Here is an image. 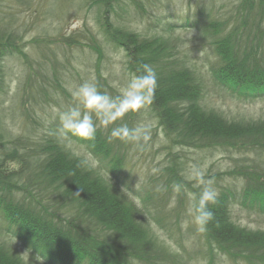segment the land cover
<instances>
[{
    "label": "trees",
    "instance_id": "trees-1",
    "mask_svg": "<svg viewBox=\"0 0 264 264\" xmlns=\"http://www.w3.org/2000/svg\"><path fill=\"white\" fill-rule=\"evenodd\" d=\"M147 1L151 0H135L133 5L130 0H72V4L62 6L56 16L62 21L69 15L70 8L77 6L93 8L99 24L110 16L112 21H108V30L114 36L107 35L105 40L115 47L124 46L127 49L125 51L129 62L134 64H131V69L135 68L138 75L142 74L144 64L150 65L156 72L157 88L150 107L158 115L159 122L168 135L183 145L229 144L243 146L244 151L255 154L256 158L248 159L251 162L239 163L232 171L240 176L239 189L243 203L264 212V116L229 118L210 107L205 98V91L210 84L216 92L215 89H222L228 95H233L231 92L240 96L253 94L251 98L264 99V0H243L238 20H234L236 23L227 30L224 22L220 23L219 20L213 23L214 20L209 19L211 16L208 18L205 15L207 23L204 22L203 25L200 20L202 12L195 17L190 25L205 29V35L213 33L216 27L214 25L220 28L214 36L207 35L212 41L210 45L215 60L219 61L212 64L206 77L195 64H189L185 52L177 54L179 40L171 36L172 28L166 29L165 35L144 37L122 25L119 20L123 16L113 12L116 7L123 10L121 13L124 14H131V10L133 13H144V2ZM11 2L12 9H15L13 6L16 4L29 7L34 4L33 0H0V91L7 72L5 60L14 56L23 65L24 72L28 71L27 75H31V72L35 75L33 79H28V86L31 88L25 98L26 90L20 97L21 108L31 107L36 101L55 102L47 95V91L51 88L56 91V88L63 92L65 88L48 79L61 69L55 67L51 57H44L42 60L36 47L33 53L39 59L36 60L39 66L37 63L31 66L26 62V54L20 43L24 25L10 16L8 9L10 10ZM45 6L43 13L51 14ZM38 8H42L40 4ZM86 37L91 42L89 44L93 52L100 53V41L96 42L92 35L87 34ZM67 41L83 42L77 34L68 36ZM41 65L43 68H38ZM24 87L25 85L22 90ZM98 88L103 87L98 84ZM37 91L40 93L38 96L35 95ZM256 92L263 94L258 95ZM34 112L35 110L23 113L26 127L21 135H15L8 127L5 128L0 116V264H41L36 260L37 255L43 258L42 264H130L127 257H136L141 264H172L173 260L169 262L165 258L167 254L159 251L160 245L150 228V223L154 222L141 216L142 212L139 216L135 212V204L119 196L117 187L122 181L126 185V179L122 180V175L119 174L121 180L111 183L108 176L99 171L91 174L92 168L84 156L67 146V142H62L65 137L76 141L82 138L72 133L62 137L58 132V116L43 126L42 133L38 134L34 143L29 133L34 131L35 126L42 124V120ZM100 131L98 128L94 139H82L81 142H86L98 159L103 160L111 150L99 140L102 137ZM11 163H17L15 168H9ZM124 163L125 161H118L115 171L119 173L121 169L126 170L127 164ZM110 164L115 163L111 160ZM216 186V202L208 205L214 216L205 226L204 239L216 245L217 249L225 252L233 261L264 264V229H252L233 219L230 198H234L236 191L229 185L216 183ZM148 187L141 190L140 197H145L141 208L158 224L175 231L176 228L171 225L172 217L160 210L156 214L148 208V204H153L156 197L153 188ZM199 194L200 191L197 193V200ZM37 195L48 198L51 205H56L53 212L55 216L38 206ZM65 210L73 214L65 215L67 217H62L63 219L55 218ZM163 219L167 221L162 222ZM103 234L108 237L103 238ZM14 241L21 242L27 249V260ZM108 242L116 245V248ZM233 256L240 258L234 259Z\"/></svg>",
    "mask_w": 264,
    "mask_h": 264
},
{
    "label": "rangeland",
    "instance_id": "rangeland-1",
    "mask_svg": "<svg viewBox=\"0 0 264 264\" xmlns=\"http://www.w3.org/2000/svg\"><path fill=\"white\" fill-rule=\"evenodd\" d=\"M45 1L33 0L32 7L25 4H16L13 6L15 9H12L11 2L10 10L8 9L10 16L14 17L22 26L24 25L20 43L23 52L26 54V62L31 66L36 65V60H39L33 53L34 47H36L42 60L45 59L44 57H51L50 60L54 61L55 67L61 69L49 76L48 81L53 80L57 86L65 88L63 92L56 88V91H54L51 88L47 91V95L55 102L49 101L40 109L35 110L34 113L42 120V124L35 126L34 131L29 133L33 142L38 138V134L42 133L43 126L49 124L55 116H58L59 112L73 106L75 102L71 92L82 83H95L97 88L100 84L103 88H98V90L115 97L120 94L132 77L138 75H135L131 70L133 62H129L126 55L127 51H125L127 49L124 46L115 47L111 42L105 40L107 35L108 37L114 36L110 34V29L108 30L110 27L108 21H112L110 16L107 17L106 21L99 24L95 19L96 14L93 8L77 6L76 8H70L69 15L61 21L60 17L51 14H56L64 5H71L72 0H49L47 4ZM242 1L151 0L149 3L144 2V13H133L131 10V14H124L121 13L123 10L120 9H117V13L123 16V19L119 20L122 25L128 26L148 38L167 34L165 31L170 27L166 28L165 24L168 22L177 24L176 27H172V32H170L171 36L179 40L177 54L185 52L188 55L189 64L191 62L195 64L199 68V72L206 77L209 75L212 64L219 61L218 59L215 60V55L211 50L212 45H210L212 41L207 35L210 36L219 32L220 28H218V25H214L216 27L213 26V33L205 35V29H197L190 24L196 16L198 17V14L200 15L201 10L205 11V7H210L211 18L209 19L214 20L213 23L219 20L220 23L224 22L226 24L225 30H227L233 23H236L234 20H238L239 12H242L239 8ZM39 4L42 8H38ZM44 5L51 14L43 13ZM200 8L201 10H199ZM130 9L134 8L130 7ZM202 15L203 17H200V20L205 25L204 22L207 18L205 13H202ZM75 34L84 43H69L67 41L68 36H75ZM87 34L92 35L96 42L100 41V53L93 52L89 44L91 42L86 37ZM53 54L56 56L52 57ZM4 66L7 72L4 77L3 89L0 91V111L5 112L3 126L8 127L7 129L13 134L21 135L26 124L24 122L25 116L21 112L20 97L23 96V91L26 90L23 97L25 98L31 88L28 79H33L35 75L32 72L31 75H27L26 72L28 71L24 72L23 65L14 56L7 57ZM37 66H39L38 63ZM50 67H47V69ZM38 68L42 69L43 66L41 65ZM133 69L135 70V68ZM208 82L210 83V81ZM24 85L25 87L22 90ZM216 88H219V86ZM215 90L217 92L213 91L212 86L209 84L205 91L206 101L210 107L224 113L229 118L264 116V99L251 98L253 94L240 96L231 92L233 95H228L222 89ZM256 94L261 95L263 93L256 92ZM35 95L38 96L40 93L37 91ZM96 123L97 129H101L99 134H102L99 140L103 145L106 144L105 147L111 151L117 150L114 146L107 144L111 138V129L114 126L127 124L129 128H133L140 124L150 125L151 134L147 143L137 145L118 140L119 144H123V148L128 152L124 163L127 164L126 170L121 169L119 172L122 175L121 179H126V186L123 181L120 183L122 192L119 193V196L134 203L137 209L135 212L139 213V216L142 212L141 216H145L154 222V224L150 223V225L152 224L150 228L156 236L157 244L165 248V254H167L165 258L169 259V262L173 260L172 264H236L235 261L226 256L225 252L220 251L215 247L216 245L204 239L203 232L194 223V216L188 214V208L194 202L190 197H196L197 199L195 190L199 188L196 186L197 182L191 178L190 171L193 165L202 170L205 180H213L212 187L217 194L216 183L229 185L230 188H233L236 191L234 198H230V202H232L230 203V212L233 219L252 229H264V212L259 211L257 207L251 208L252 206L245 204L246 202L243 203L241 189H239L240 176L235 175L232 171L239 163L251 162L248 159L256 158L255 154L247 151L244 153L239 152L237 148L229 144L205 146L180 144L173 136L164 131L158 115L151 109L150 105L139 112H129L122 120L116 121L115 124L109 125L107 128L101 126L98 121ZM68 139L65 137L62 142H67L65 143L67 146L73 148L78 155H83L92 166L97 165L96 156L86 142L83 144L82 139L80 141L72 138L71 140ZM6 146L9 148V145ZM16 165L17 163H11L9 168H15ZM114 182H119V180H114ZM154 184H156L153 188V192L156 193L154 201L164 202L163 208L170 210L171 214L173 213V224L171 225L176 228L173 232L162 226V224H158L145 209L140 208L145 197L144 199L139 198L136 192L141 191L143 187L149 188L148 186ZM175 185H179V192L173 190ZM158 188L159 191H157ZM36 199L39 207L54 215L55 204L51 205L50 200L43 196L37 195ZM67 214L64 212V214H58L55 218L67 217L65 216ZM164 214L166 215V213ZM166 221V219L162 220V222ZM85 225L87 226V224ZM85 225L82 227L85 228ZM105 237H108V235L103 234V238ZM14 242L19 246L21 254L27 260V249L22 246L21 242ZM108 244L112 243L108 242ZM112 245L116 248V245ZM127 259L131 261L130 264H141L136 257H127ZM241 264L246 263L241 262Z\"/></svg>",
    "mask_w": 264,
    "mask_h": 264
},
{
    "label": "clouds",
    "instance_id": "clouds-1",
    "mask_svg": "<svg viewBox=\"0 0 264 264\" xmlns=\"http://www.w3.org/2000/svg\"><path fill=\"white\" fill-rule=\"evenodd\" d=\"M157 88V75L155 70L147 64L142 65V74L132 77L120 94L113 97L106 92L98 90L95 83L84 82L71 92L73 106L58 113L61 135L72 133L82 139L92 140L97 132V121L107 128L122 120L129 112H139L147 105H151L155 98ZM150 125L140 124L129 128L121 124L111 129L110 137L123 142L141 144L150 140ZM191 178L197 182L201 189L198 200L190 197L194 202L188 208V214L194 216V223L200 231L213 219V212L208 209V204L215 203L217 193L213 189V180L204 179V173L193 165L190 171ZM160 189L158 188L157 191ZM174 191L179 192V185ZM80 195V192L77 191ZM42 259L37 255L36 260L42 264Z\"/></svg>",
    "mask_w": 264,
    "mask_h": 264
},
{
    "label": "bare ground",
    "instance_id": "bare-ground-1",
    "mask_svg": "<svg viewBox=\"0 0 264 264\" xmlns=\"http://www.w3.org/2000/svg\"><path fill=\"white\" fill-rule=\"evenodd\" d=\"M135 0H130V2H131V4H133V5H135V2H134ZM147 2H151V1H147ZM205 6H207V5H205ZM202 9H204V8H202ZM210 7H205V11L204 10H201V8L199 9V10H201L200 12H202V13H205V15L209 18V16H211V14H210ZM113 12L114 13H116L117 12V9H116V7H114L113 8ZM51 15H53V16H56V14H51ZM121 19H123L122 17H121ZM165 26L166 27H170V28H172V27H175V26H177V24H174V23H170V22H168L167 24H165ZM122 47V46H121ZM132 70V72H134V74L135 75H137L138 73L134 70V69H131ZM133 75V74H132ZM138 76V75H137ZM51 87H53V86H51ZM34 104L31 106V107H26V108H21V111L23 110L25 113H31L32 112V110L34 111V110H36V109H40L44 104H46V103H41L40 101H36V102H33ZM23 112V113H24ZM4 114H5V112H2V111H0V116H1V118L3 119V117H4ZM118 140L119 139H113V138H110L109 139V142L107 143L108 145H110V146H114L117 150H115V151H111V152H109V153H107V157H105L103 160H101V159H98V156L95 154V156H96V162H97V165L96 166H92L91 164H90V162H88L89 163V166H90V168H92V170L90 171L91 172V174H96V172H100L101 174H104V175H107L108 176V179H109V181H111V183H113V181L114 180H120V175H119V173L117 172V171H115V165H118V161H125L126 159H127V155H128V152H127V150L126 149H124L123 148V144H119V142H118ZM116 144V145H115ZM189 144V143H188ZM248 145H255V143H248ZM261 145H263V144H261ZM232 147H234V148H237V150L239 151V152H242V153H244L245 151H244V147L242 146V147H236V145H231ZM246 147V146H245ZM247 148H248V146H247ZM261 150V149H260ZM250 153H253V152H250ZM106 160H112L113 161V163H115V164H110V161L107 163V161ZM99 164H100V166H99ZM94 171H96V172H94ZM98 172V173H99ZM106 177V176H105ZM107 178V177H106ZM126 186V185H125ZM156 186V184H154L153 186H151V189L152 188H154ZM117 189H118V191L119 192H122V189H121V187L120 186H118L117 187ZM197 193L199 192V191H201V189L200 188H196V190H195ZM137 193V195H138V197L140 198V196H141V194H142V192L141 191H137L136 192ZM156 204H158L157 205V207H156ZM215 203H210V204H208L209 206L210 205H214ZM138 206H140L139 204H137ZM164 202H160V201H153V204L152 203H150V205L148 204V208L149 209H151V210H153L154 209V213H156V214H159V210L161 211V212H164V213H166L167 215H169L170 217H172L173 216V213L171 214V212H170V210H165L164 208ZM141 208V207H140ZM150 210V211H151ZM64 212L67 214V215H69V216H71L73 213L72 212H70L69 210H65V211H63V214H64ZM83 219V221H84V223L86 222V220L84 219V218H82ZM82 219H81V221H82ZM87 223V222H86ZM189 231H190V229H189ZM203 232V231H202ZM203 234V233H202ZM159 251H161V252H163V253H165L166 252V250H165V248L164 247H162V246H160V248H159ZM232 258H234V259H238V258H240V256H237V257H232ZM235 263L236 264H241V262L239 261H235Z\"/></svg>",
    "mask_w": 264,
    "mask_h": 264
}]
</instances>
